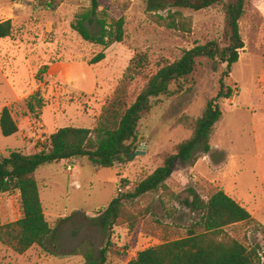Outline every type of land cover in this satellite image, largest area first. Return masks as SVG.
Segmentation results:
<instances>
[{"label": "rangeland", "instance_id": "374dc122", "mask_svg": "<svg viewBox=\"0 0 264 264\" xmlns=\"http://www.w3.org/2000/svg\"><path fill=\"white\" fill-rule=\"evenodd\" d=\"M26 1L0 0V22H13L12 36L0 41V117L7 107L19 129L16 135L4 137L0 126L4 157L15 150L25 155L40 152L49 144V133L61 128L94 129L138 54L148 56L150 67L156 69L179 60L195 46L221 39L225 26L220 8L183 11L191 29L182 31L169 29L160 16L148 13L146 0H103L101 10L109 23L125 20L124 41L104 48L84 41L72 29L91 0ZM87 27L97 34L96 24ZM240 31L245 48L226 79L236 95L221 101L223 117L215 126L210 151L198 153L194 166L177 161L160 191L125 201L134 223L113 229L107 264H129L147 248L186 237L204 213L182 203L190 197L188 189L205 202L224 190L264 227V0L248 3ZM103 51L105 61L90 66L89 61ZM225 69L221 65L214 72L207 63L198 71L196 84L153 100L139 128L137 151L144 155L118 162L115 168H97L88 158L40 168L36 177L54 237L45 248L34 246L23 255L0 242V264H86L87 243L98 257L106 246L100 215L114 198L134 192L193 136L207 103L219 92ZM92 72L98 87L85 92L75 81L87 84ZM142 87L140 78L130 86L131 102ZM22 216L18 190L0 195V226ZM228 231L247 245H262L264 251V233L256 227Z\"/></svg>", "mask_w": 264, "mask_h": 264}, {"label": "trees", "instance_id": "16d2710c", "mask_svg": "<svg viewBox=\"0 0 264 264\" xmlns=\"http://www.w3.org/2000/svg\"><path fill=\"white\" fill-rule=\"evenodd\" d=\"M102 1L91 0V7L78 16V22L72 25V29L84 41L108 48L124 41L125 20L121 18L109 23L105 11L101 10ZM251 1L146 0L148 13L160 16L169 29L182 31L191 29L183 11L222 9L225 26L221 39L195 46L185 51L179 60L164 63L156 69L150 67L148 56L138 54L131 61L114 99L104 108L94 129L61 128L50 135L47 148L38 153L25 155L15 150L8 157L0 156V195L18 190L23 209L22 218L0 226V242L23 255L34 246L45 248L54 237L36 177L40 168L79 158H88L97 168H115L116 163L131 159V155L137 151L139 128L144 117L150 114L153 100L173 96L185 86L196 84L198 71L207 63L211 64L214 72L221 65H226L219 92L207 103L202 117L195 124L193 136L178 145L176 154L168 156L164 165L140 182L134 192L114 198L100 215L98 221L105 233L106 246L95 257L92 246L87 243L84 256L86 264H107L113 229L124 222L134 223L133 216L125 209V201L160 191L172 177L177 161L183 166H194L199 159L198 153L210 151L215 126L223 117L221 101H230L236 95L226 79L231 76L234 65L240 60V52L245 48L240 21ZM161 13H167V16H161ZM87 24H96L97 34L90 32ZM12 34V20L0 22V41L10 38ZM105 59L106 53L103 51L88 64L97 66ZM138 78L143 80V87L131 102L129 88ZM172 87L176 90H172ZM0 126L4 137L18 133V126L7 107L2 111ZM187 191L190 197L182 203L193 210L203 211L200 221L190 227L186 237L147 248L129 264H264L262 245H247L228 231L229 228L253 226L264 233V227L247 208L224 190L215 192L206 202L194 189Z\"/></svg>", "mask_w": 264, "mask_h": 264}, {"label": "crops", "instance_id": "0c3cea01", "mask_svg": "<svg viewBox=\"0 0 264 264\" xmlns=\"http://www.w3.org/2000/svg\"><path fill=\"white\" fill-rule=\"evenodd\" d=\"M22 1L24 2V0H22ZM26 3L29 4L27 1H26ZM75 65L76 64H68V66H66V67H74ZM62 71H63V69L61 68L60 72L58 73V76L61 77ZM75 83H77V85L79 84L80 85L79 88L82 89L85 92H89V91H91V92L93 91L94 92L97 89V87H98L97 86L98 85V77H97V75L95 73L92 72L91 75H90V79H89L87 84H84V83L81 84V81H77V80L75 81ZM53 133L54 132L49 133V136L51 134H53Z\"/></svg>", "mask_w": 264, "mask_h": 264}, {"label": "water", "instance_id": "95a60500", "mask_svg": "<svg viewBox=\"0 0 264 264\" xmlns=\"http://www.w3.org/2000/svg\"><path fill=\"white\" fill-rule=\"evenodd\" d=\"M143 148H145V146H143ZM145 152H141V151H136L134 154L131 155L132 158H134L135 156H141L144 155Z\"/></svg>", "mask_w": 264, "mask_h": 264}, {"label": "built area", "instance_id": "2783aa9c", "mask_svg": "<svg viewBox=\"0 0 264 264\" xmlns=\"http://www.w3.org/2000/svg\"><path fill=\"white\" fill-rule=\"evenodd\" d=\"M118 191H119L120 193L123 192V185H120V186H119Z\"/></svg>", "mask_w": 264, "mask_h": 264}]
</instances>
